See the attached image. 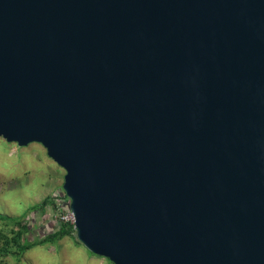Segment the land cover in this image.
<instances>
[{
    "label": "water",
    "instance_id": "1",
    "mask_svg": "<svg viewBox=\"0 0 264 264\" xmlns=\"http://www.w3.org/2000/svg\"><path fill=\"white\" fill-rule=\"evenodd\" d=\"M0 137L112 264H264V0H0Z\"/></svg>",
    "mask_w": 264,
    "mask_h": 264
},
{
    "label": "rangeland",
    "instance_id": "2",
    "mask_svg": "<svg viewBox=\"0 0 264 264\" xmlns=\"http://www.w3.org/2000/svg\"><path fill=\"white\" fill-rule=\"evenodd\" d=\"M64 174L40 144L19 147L0 137V214L20 216L29 206L50 198L42 210L28 214L27 222L31 225L28 238L39 240L48 232L59 229L60 217L69 214L70 201L62 189ZM76 239V233H72L53 244H37L24 254L22 262L112 264L108 259L92 254ZM7 260L8 264H16L9 257Z\"/></svg>",
    "mask_w": 264,
    "mask_h": 264
},
{
    "label": "trees",
    "instance_id": "3",
    "mask_svg": "<svg viewBox=\"0 0 264 264\" xmlns=\"http://www.w3.org/2000/svg\"><path fill=\"white\" fill-rule=\"evenodd\" d=\"M65 198L67 197L65 196ZM50 201V198H46L40 203H35L29 206L20 216L9 217L8 215L0 214V264H8V257L16 264H23L22 258L24 254L35 245L43 243L53 244L57 240L75 233L73 224L62 222L59 229L48 232L39 240L34 241L28 238L30 237L31 228V225L27 222L28 214L42 210ZM76 241L78 242L77 239Z\"/></svg>",
    "mask_w": 264,
    "mask_h": 264
},
{
    "label": "built area",
    "instance_id": "4",
    "mask_svg": "<svg viewBox=\"0 0 264 264\" xmlns=\"http://www.w3.org/2000/svg\"><path fill=\"white\" fill-rule=\"evenodd\" d=\"M69 211V214L68 215H65V216H61L60 218H61V223L62 222H66V223H68V222H70L71 224H74V217H73V214H72V212L70 211V209L68 210ZM64 220V221H63ZM60 223V224H61ZM74 227V226H73Z\"/></svg>",
    "mask_w": 264,
    "mask_h": 264
}]
</instances>
